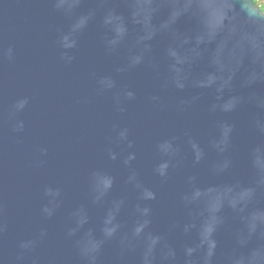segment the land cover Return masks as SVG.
<instances>
[{"label": "water", "instance_id": "obj_1", "mask_svg": "<svg viewBox=\"0 0 264 264\" xmlns=\"http://www.w3.org/2000/svg\"><path fill=\"white\" fill-rule=\"evenodd\" d=\"M0 264H264L253 0H0Z\"/></svg>", "mask_w": 264, "mask_h": 264}, {"label": "trees", "instance_id": "obj_2", "mask_svg": "<svg viewBox=\"0 0 264 264\" xmlns=\"http://www.w3.org/2000/svg\"><path fill=\"white\" fill-rule=\"evenodd\" d=\"M255 3L257 6L264 8V0H255Z\"/></svg>", "mask_w": 264, "mask_h": 264}, {"label": "clouds", "instance_id": "obj_3", "mask_svg": "<svg viewBox=\"0 0 264 264\" xmlns=\"http://www.w3.org/2000/svg\"><path fill=\"white\" fill-rule=\"evenodd\" d=\"M253 4L255 7H257V11H264V8H261V7L256 5L255 0H253Z\"/></svg>", "mask_w": 264, "mask_h": 264}]
</instances>
